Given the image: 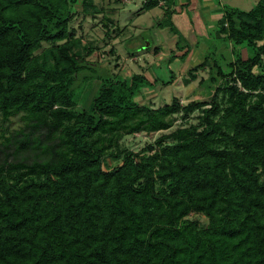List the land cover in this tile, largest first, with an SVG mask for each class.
I'll return each instance as SVG.
<instances>
[{"label": "trees", "instance_id": "16d2710c", "mask_svg": "<svg viewBox=\"0 0 264 264\" xmlns=\"http://www.w3.org/2000/svg\"><path fill=\"white\" fill-rule=\"evenodd\" d=\"M76 1L0 0V264H264V0L221 10L232 60L217 54L199 80L208 101L155 108L135 97L156 79L87 63L67 29ZM179 109H199L197 123L147 153L119 150L122 135L167 129ZM104 156L120 163L103 168Z\"/></svg>", "mask_w": 264, "mask_h": 264}, {"label": "rangeland", "instance_id": "374dc122", "mask_svg": "<svg viewBox=\"0 0 264 264\" xmlns=\"http://www.w3.org/2000/svg\"><path fill=\"white\" fill-rule=\"evenodd\" d=\"M143 1L87 0L88 5L83 12L81 0H77L71 8L73 16L67 29L78 37V50L85 48L81 45L91 49L85 59L99 73L121 77L140 73L149 81L156 79V83L144 88L135 97L138 104L155 108L170 103L172 98L177 99L181 106L191 100L208 101L213 89L206 88L199 80L207 76L212 59L217 54L224 61L232 60V55L230 41L220 38L226 32L219 30V24L216 25L218 19L215 23L210 20L216 19L219 14L211 17H206V14L215 7L220 11L228 7L246 11L257 0H157V5L149 9L142 8ZM176 39L177 47L174 46ZM48 46L49 43L42 42L40 49ZM171 54L175 56L170 58ZM240 54L242 59H246L251 56V51L242 48ZM90 81L76 90L77 110L88 106L98 87V80L93 78ZM199 114V109L187 113L179 109L171 116L169 128L152 133L139 131L124 134L118 140V148L120 151H152L154 141L160 135L197 123ZM6 124L7 129L18 127L21 124L19 116L11 117ZM169 142V139L163 141ZM146 145H150L149 150L145 149ZM119 163L120 158L113 160L104 156L102 167L109 168ZM188 218L198 219L202 226L206 224L201 214L191 213Z\"/></svg>", "mask_w": 264, "mask_h": 264}, {"label": "crops", "instance_id": "0c3cea01", "mask_svg": "<svg viewBox=\"0 0 264 264\" xmlns=\"http://www.w3.org/2000/svg\"><path fill=\"white\" fill-rule=\"evenodd\" d=\"M210 11L206 14V17L207 16H209L210 15V17L212 16V15H216V14H219V16L218 17H216V19H210V20H212V21H214V23H215V21L217 20V19H219L220 18V16H221V11L219 10V8L218 7H215V8H213V9H209ZM213 10H215V12L214 13H211V11H213ZM217 10H219V11H217ZM205 11V9L202 11V12H204ZM207 20H209V19H207ZM172 55V54H171Z\"/></svg>", "mask_w": 264, "mask_h": 264}]
</instances>
